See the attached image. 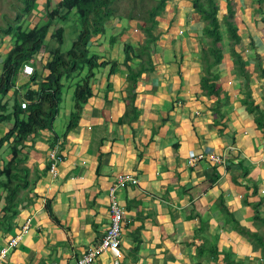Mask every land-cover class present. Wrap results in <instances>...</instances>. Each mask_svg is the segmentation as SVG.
<instances>
[{
	"label": "crops",
	"instance_id": "crops-1",
	"mask_svg": "<svg viewBox=\"0 0 264 264\" xmlns=\"http://www.w3.org/2000/svg\"><path fill=\"white\" fill-rule=\"evenodd\" d=\"M214 2L219 60L210 67L215 54L190 0H165L146 49L144 23L120 14L89 39L102 64L74 123L72 91L84 72L61 80L51 125L16 146L15 215L9 229L0 226V248L25 222L28 229L0 264H75L108 226L107 191L118 174L136 180L115 193L124 210L119 245L91 264H264L255 243L264 244V0ZM227 8L236 42L227 39ZM44 59L35 84L19 73L0 97V138L13 106L46 76ZM11 146L12 138L0 146V169ZM197 154L220 162L188 165ZM3 197L0 189V217Z\"/></svg>",
	"mask_w": 264,
	"mask_h": 264
},
{
	"label": "trees",
	"instance_id": "trees-1",
	"mask_svg": "<svg viewBox=\"0 0 264 264\" xmlns=\"http://www.w3.org/2000/svg\"><path fill=\"white\" fill-rule=\"evenodd\" d=\"M36 2L37 0H19L20 5L13 15V20L0 25V42L2 38L9 37L11 43L0 67V97L14 87L15 79L25 65L31 66L32 72L28 80L35 84L38 76L36 66L41 63L43 51L46 53L42 65L46 76L37 84L36 90H26L23 109L20 108V104L13 106L12 128L0 138V146L12 138L10 159L0 169V189L4 192L0 226L6 227V230L9 229V217L15 215L12 200L19 189V185L12 184V180L16 178L15 174H12L16 165V146L20 145L29 134H34L51 125L57 114L61 80L84 72L72 91L73 105L69 126L74 123L80 104L90 95L88 82L93 76V69L102 64L97 62L98 57L89 55L86 49L87 43L90 38L99 35L104 23L115 15L112 8L115 0H58L52 9L44 11L43 23L31 28H22L21 19L31 14ZM164 2L165 0H155L156 5L144 12L139 7H144L145 4H140L134 15L128 14V18H135L144 23L141 32L146 37L143 45L145 49L152 41L154 18L163 9ZM190 3L204 22L203 34L210 40L211 54H215L213 63L208 65L210 67L219 60L218 52L213 49V46L220 41L216 18L217 7L214 0H190ZM231 17V9L227 8L223 19L227 39L236 42V28L230 21L228 22ZM64 24L70 27L66 28ZM67 29L69 30L66 31ZM67 32L72 38L67 45L68 48H63ZM125 55H127L126 50ZM139 73L127 75V80L133 81ZM202 85L212 92L213 87L208 84V80L204 79ZM255 243L261 251H264V244L260 239L256 238Z\"/></svg>",
	"mask_w": 264,
	"mask_h": 264
},
{
	"label": "built area",
	"instance_id": "built-area-1",
	"mask_svg": "<svg viewBox=\"0 0 264 264\" xmlns=\"http://www.w3.org/2000/svg\"><path fill=\"white\" fill-rule=\"evenodd\" d=\"M23 75H30L31 68L24 66L21 70ZM25 103H20V108H24ZM264 137V136H263ZM206 158L211 163H218L220 159L217 156L212 154L202 155L197 154L193 157L187 159L188 165H193L196 161ZM48 160V170L52 176L56 174V164L59 162V157L56 156L55 151L51 150L47 155ZM264 162V159L261 160ZM136 180L131 175L127 174H118L115 176L113 183L108 188L107 198H108V226L101 237L100 241L94 246L87 249L83 255L78 257L75 261V264H91L96 256L105 252V251H114L117 250L119 245V236H120V227L124 215L123 208L118 204L115 193L121 188L126 186H134ZM28 223L25 222L19 230L12 235L5 243V245L0 248V262L5 258L7 252L15 248L22 236L27 233Z\"/></svg>",
	"mask_w": 264,
	"mask_h": 264
},
{
	"label": "rangeland",
	"instance_id": "rangeland-1",
	"mask_svg": "<svg viewBox=\"0 0 264 264\" xmlns=\"http://www.w3.org/2000/svg\"><path fill=\"white\" fill-rule=\"evenodd\" d=\"M44 3L41 5V0H37L35 3L33 10L31 14H29L26 18L24 17L22 20V28H31L33 26H37L44 22V11L46 9H52L55 5V3L58 0H42ZM19 0H0V25H3L6 23V21L11 22L13 20V15L15 11L18 8V5H20ZM139 2V3H138ZM140 4H145L147 7H139ZM155 0H115V3L112 5V8L114 10L115 15H125L128 16V14L134 15L138 7L143 9V12L146 11L148 8L154 7ZM38 11V12H37ZM5 17V19H3ZM131 18V17H130ZM20 20V21H21ZM202 21V20H201ZM64 26L70 27L68 24H64ZM68 30V29H67ZM65 42L63 44V48H68V44L70 43L71 37L69 35H65ZM10 39L9 37L2 38V41L0 42V67L2 64L4 53L7 52L9 46H10ZM51 44V43H50ZM44 55L46 56L45 51H43Z\"/></svg>",
	"mask_w": 264,
	"mask_h": 264
},
{
	"label": "clouds",
	"instance_id": "clouds-1",
	"mask_svg": "<svg viewBox=\"0 0 264 264\" xmlns=\"http://www.w3.org/2000/svg\"><path fill=\"white\" fill-rule=\"evenodd\" d=\"M25 66H27V67H29V68H31V66H28V65H25ZM24 67V66H23ZM22 67V68H23ZM22 70V69H21ZM31 72H32V68H31ZM21 73V72H20ZM31 74V73H30ZM27 76V75H26ZM29 76V75H28Z\"/></svg>",
	"mask_w": 264,
	"mask_h": 264
}]
</instances>
